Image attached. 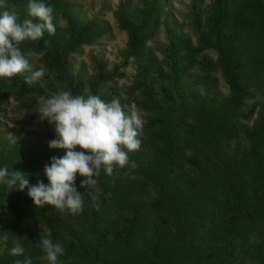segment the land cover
I'll return each mask as SVG.
<instances>
[{"label":"rangeland","instance_id":"rangeland-1","mask_svg":"<svg viewBox=\"0 0 264 264\" xmlns=\"http://www.w3.org/2000/svg\"><path fill=\"white\" fill-rule=\"evenodd\" d=\"M28 2L3 0L0 12H13L22 22L28 17ZM42 2L53 9L56 31L45 32L43 50L26 52L24 57L45 75L28 84L27 73L19 74L25 92L9 95L0 110V168L17 171L4 150L20 138L48 133V142L56 139L53 125H25L20 119L23 111L38 109L40 96L69 90L56 64L49 62L56 51L62 57L55 42L58 35L68 39L81 26L90 30L66 57L72 75L84 84L82 95L91 92L92 61L102 60L106 72L122 74L106 102L119 98L122 105L131 106L129 98L135 95L143 130L149 118L158 119L162 140L146 160L135 151L129 153V165L114 169L111 176L101 169L94 177L96 185L88 190L80 187L84 177H77V191L84 194L83 210L77 215L50 205L36 207L27 189L8 192L0 184V264L11 263L12 258L23 261L33 250L40 253V264H49L40 243L43 237L62 245L57 264H263L264 124L259 117L264 112V0H223L220 40L210 30L211 0ZM131 27L143 42L134 54L127 51ZM28 41L39 42H24ZM144 55L154 59L162 73L158 82L173 102L148 105L138 99L133 87L149 83L156 76L153 69L159 71L145 64ZM180 60L192 66L184 71L177 95L171 83L173 70L183 66ZM231 83L242 93L235 105ZM191 102L195 110L190 109ZM255 127L258 130L250 135ZM180 150L189 162L177 179L167 161L179 157ZM23 173L30 186L41 180L48 184L44 172ZM87 191L101 193L98 210ZM131 220L135 226L127 238L124 231ZM15 243L25 249L23 256L10 255Z\"/></svg>","mask_w":264,"mask_h":264},{"label":"clouds","instance_id":"clouds-1","mask_svg":"<svg viewBox=\"0 0 264 264\" xmlns=\"http://www.w3.org/2000/svg\"><path fill=\"white\" fill-rule=\"evenodd\" d=\"M27 12L28 17L22 22L13 12H0V78L11 80L27 73L25 83L32 84L42 80L45 72L31 67L19 45L28 39L39 40L45 32L54 35L56 28L53 9L42 0H29ZM37 111L41 121L47 120L55 128L56 139L49 146L66 150V154L60 158L53 156L50 165H45L48 184L41 180L30 186L24 173L9 172L7 166L0 168V184L7 186L8 192L27 189L36 207L50 205L58 212L77 215L84 204V194L76 187L77 174L84 177L80 187L88 190L96 185L94 177L100 175L101 169L111 176L114 169L128 166L129 153L141 146L143 120L135 103L125 106L119 98L106 102L99 95H73L70 90L59 91L50 98L40 96ZM130 166L135 168V162ZM87 195L93 201L98 200L94 192L87 191ZM3 239L6 241L8 237L5 235ZM40 243L49 264H57L58 256L64 253L62 245L44 237ZM24 252L23 246L15 243L10 255L19 257ZM15 264H32V260L25 257Z\"/></svg>","mask_w":264,"mask_h":264},{"label":"trees","instance_id":"trees-1","mask_svg":"<svg viewBox=\"0 0 264 264\" xmlns=\"http://www.w3.org/2000/svg\"><path fill=\"white\" fill-rule=\"evenodd\" d=\"M211 6H212V11H213V18L212 22L210 24V30L220 40V24L223 20V0H211ZM237 29V27L235 28ZM90 28L88 26H81L80 29H78V33H76L74 36L65 39L62 36L58 35L57 39L55 42L59 44V49L62 51V54L60 57L59 52L56 51L54 54L51 53L52 57L50 59L49 63H55L57 70L59 72V78L63 81V84L65 86L69 87V90L73 95H82V90L84 87V84L74 77L72 75L71 68L69 66V63L67 61V53L74 51L78 45L82 42V34L84 32L89 31ZM131 31L129 32V45L127 51L130 54L138 53L140 51V45L142 46V36L138 33L137 29L135 27H131ZM44 38H40L38 43H32V42H22L19 45V48L24 55L26 52L32 51V50H37L40 51L41 49L43 50L44 47L41 45L42 40L48 37L46 33H44ZM138 50V51H137ZM145 64L146 65H154L155 61L154 59L147 57L144 55ZM181 64L183 65L182 68L180 66V69H174L173 70V79H172V88L173 92L176 91L177 95H180L179 93V84L181 87V84L183 83L184 80H182V76L186 68H190L192 66L189 65V62L180 60ZM186 64V65H185ZM189 65V66H188ZM92 66H93V71H94V76L91 79L89 88L91 92L89 94L92 95H99L102 100L106 101L108 98H110L111 94L115 93L114 85L117 84V81L119 79V76L122 74L117 73L116 71L110 73L106 72L104 70V62L100 59H94L92 61ZM154 67H157L154 65ZM158 68V67H157ZM159 70V68H158ZM180 71V72H179ZM153 72L156 74V76L153 77L149 83H139L138 85L133 87V90L137 91L139 94L138 99L143 103L146 102L148 105H152L154 103H169L173 102L174 97L170 95L169 92L164 91V87L162 86L161 83L162 81H159L158 76L161 75V71H155L153 69ZM24 85L22 84V80L20 75H16L11 80H8L6 78H0V110L3 108V104L6 101V98H8L9 95L13 94L16 92V95L22 96V94L25 92V89L23 87ZM158 87V91H156L155 87ZM231 88L235 90V87L233 83H231ZM114 89V90H113ZM178 89V90H177ZM113 90V91H112ZM172 92V93H173ZM237 96L233 99V105L237 103V101L240 100L241 94L240 91L235 90ZM243 96V95H242ZM245 96V95H244ZM184 97V96H183ZM182 96H179L181 99H186L185 97L183 98ZM237 98V99H236ZM137 97L134 95L133 97L129 98V102L133 104L134 102L136 103ZM156 101V102H155ZM183 102V101H182ZM190 109L195 110L196 107L193 102L190 103ZM37 107L31 108L27 111H23L22 117L20 121L23 124H31L33 122H42L45 124H49L47 120L41 121L38 117V111ZM189 112V111H188ZM185 113V114H188ZM259 119L263 121H259L260 123L264 124V112L262 111L260 113ZM184 121L183 117L181 119ZM161 121L158 119L154 118H149V120L146 122L143 130V136L141 137V146L138 150H136V154L140 156L143 155L144 160L147 159L148 155L150 153L155 152L159 145L161 144V135L159 133L160 128L158 129V126H161ZM257 124V123H256ZM184 127H188V123L183 124ZM220 126V124H218ZM259 126V123H258ZM234 126H232V130H234ZM186 129V128H185ZM252 130V129H251ZM258 130V128H253L251 134H255V132ZM51 138L48 133H40L34 138H30L28 136L20 138L17 142H15L14 145L11 147L7 148L4 150L5 154L9 158V161L11 164L14 166L17 171H20L23 173V171L29 173V175H33L35 173L39 172H44L45 165L47 158H49L51 162V158L53 156L60 158L64 156V153L61 149H55L51 148L49 146L50 142H48L47 138ZM3 150V149H2ZM144 152V153H143ZM181 155L177 158L174 157H169L167 163L169 165V171L175 175L177 179L182 178L183 172L185 169L184 165L187 163L184 161L185 155L182 154V150H180ZM48 156V157H47ZM188 160H190L189 157H187ZM4 160V158L2 159ZM48 164H50L48 162ZM77 177H79V174H77ZM98 200L95 201V210H98L100 206L103 204V198L101 193H98ZM99 205L97 208L96 205ZM15 216V214L13 213ZM50 225H52V221L45 218ZM134 221L131 220L128 225L126 226V229L124 232H126V237L131 238L133 235V229H134ZM230 229H234L233 223H229ZM33 240H30V244L32 243ZM258 250V249H257ZM260 250V249H259ZM256 253V252H255ZM38 251H32L31 253V260L32 264H40L38 261V256H39ZM256 258L258 262L261 263L262 258L256 255ZM16 258H12V262L8 264H15L14 262L16 261ZM24 260V259H23ZM264 261V260H263ZM229 264V263H226ZM264 264V263H263Z\"/></svg>","mask_w":264,"mask_h":264}]
</instances>
